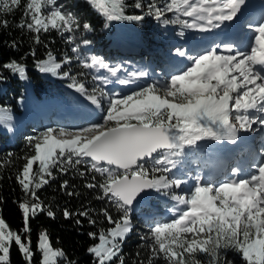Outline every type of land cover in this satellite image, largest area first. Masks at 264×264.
Masks as SVG:
<instances>
[{
    "label": "snow or ice",
    "instance_id": "obj_1",
    "mask_svg": "<svg viewBox=\"0 0 264 264\" xmlns=\"http://www.w3.org/2000/svg\"><path fill=\"white\" fill-rule=\"evenodd\" d=\"M85 2L98 8L107 21L143 19L141 15L124 14L126 0ZM21 4L22 0H0V14H11L20 9ZM133 6L141 9L145 5L141 0H134ZM242 6L246 7V0H170L163 7L147 4L149 14L158 19L173 10L193 17L192 23L180 20L179 16L176 20L164 19L163 23H181L194 29H205V24L198 21H206L211 28L232 23L242 13ZM22 15L24 19L18 27L34 33L37 44L41 42L39 33L42 31L72 32L73 26L79 27L70 12L56 5V0H24ZM7 26L6 19L0 20V27ZM247 27L252 32L247 50L225 42L223 47L229 53L227 55L220 54L221 45H217L202 54L190 56L185 69L171 75L167 83L141 87L118 99L110 97L106 109L102 108L97 95L87 93L83 83H78L64 71L62 75L72 80L70 88L74 87L93 105L102 108L103 123H93L74 131L49 127L27 138L35 154L26 158L17 181L34 200L18 204L23 219L20 232L11 230L0 218V264H9L13 242L25 264H33L35 252L28 235L31 232L29 219L45 211L35 189L49 182L45 176L52 177V168L64 173L80 165L87 166V171L93 173V182L85 186L98 188L102 194L97 199H106L120 213L113 217L108 209H101L112 227L101 229L98 235L88 233L99 241L87 249L93 256V264H115L116 260L125 264L121 245L132 231L134 204L149 203L153 192H163L177 206L183 207H175L169 219L155 222L149 235L141 237L151 240L147 264H155L156 258L161 256L166 264H233L221 258L222 250L226 249L239 253L244 264H264V156L254 172L242 175L241 170L233 169V178L218 183L202 181L197 176L186 190L181 187L185 183L183 180L170 179L166 175L176 168L178 160L173 158L183 156L185 146H197V142L204 139L235 142L240 129L252 131V125L257 121L264 125V16L254 23L250 21ZM83 28L92 30L87 22ZM68 39L72 41L71 36ZM83 43L90 42L84 40ZM72 51L75 53L78 49L74 47ZM177 54L186 56L179 49ZM48 57V60L38 61L36 67L42 73L55 75L61 69V63L56 62L51 52ZM94 65L113 76L120 71L119 67H110L96 56H92L91 64L84 67ZM2 67L27 79L26 66L21 62L12 60ZM146 75L144 71L129 73L130 77ZM104 82H108L106 78ZM129 82L128 79L119 80L120 84ZM96 91L94 89L93 93ZM100 95L107 96V93L101 90ZM9 119L7 110L0 108V124H6ZM36 161L39 171L33 172ZM79 174L84 176L85 172ZM95 174L102 179L97 181ZM67 187L65 180L61 188ZM173 188H181L183 194H176ZM151 207L146 208L145 213L155 219ZM46 211L49 217H55L51 209ZM63 215L68 219L72 213L65 209ZM79 215L88 216L89 213L81 211ZM76 222L79 224L80 220ZM89 223L95 224L96 220H89ZM36 250L41 254L38 264H56L55 258L65 256L62 249L52 248L46 232L39 233Z\"/></svg>",
    "mask_w": 264,
    "mask_h": 264
},
{
    "label": "trees",
    "instance_id": "obj_2",
    "mask_svg": "<svg viewBox=\"0 0 264 264\" xmlns=\"http://www.w3.org/2000/svg\"><path fill=\"white\" fill-rule=\"evenodd\" d=\"M23 2L24 0H22L21 8L13 13L0 14V20L8 21L7 27H0V76L3 77L0 79V108L8 110L15 117L20 115L19 101L24 99L27 90L25 83L18 75H13L2 67L5 63L16 60L26 66L30 90L38 101L42 94L47 97H57L68 103L72 101L65 91V87L72 83V80L62 75L64 71H67L76 78L78 83L85 85L87 93L97 95L102 108L106 109L110 95L101 96L99 89L95 87L90 67L83 68L85 64H89L88 59L96 56L108 63L110 67H119L120 69L135 64L154 66L166 74L169 69L168 63L173 61V43L171 42L180 41L191 33L190 28L184 27L181 23L167 25L163 23L164 19L176 20L178 16L180 20L191 23L192 17L184 16L181 12L176 10L165 12L164 16L159 19L149 14L148 3L163 7L170 0H141L145 5L141 9L134 8V0H126L125 15H141L143 18L153 21V24L131 20L130 26L134 30L146 32L142 36L146 50L122 51L116 43L120 22L107 21L98 8L86 3L85 0H56V5L62 6L65 12H70L79 27L73 26L72 32H61L55 29L48 32L42 31L39 33L41 42L37 44L34 42V33L29 32L26 28L18 27L21 20L24 19L22 15ZM86 22L92 26L91 31L83 28V24ZM106 23L107 27H105ZM126 31L128 30L126 29ZM70 36L72 37L71 42L68 39ZM84 40H88L90 43L85 45ZM74 47L78 49L75 53L72 51ZM49 52L52 53L56 62L61 63L59 75L66 80L57 79L52 82L39 75L36 64L40 60H48ZM65 60L69 62L64 63ZM94 89L97 90L95 93H93ZM34 104L39 108L38 102ZM34 154L35 150L30 149L26 136L17 137L14 142H10L8 137L0 132V210H2L0 218L5 220L11 230L17 232L23 228L22 211L18 204L25 200H34L24 192L17 181V175L20 174L26 163V158ZM37 171H39L38 161L33 164V172ZM51 171L52 177L45 176L49 182L41 188L35 189L45 211L38 212L34 218L30 217L29 219L31 232L28 235L31 248L35 252L33 264H38L41 259V254L36 250L38 236L41 232L48 234L53 249H62L65 253L64 257L55 258L56 264H67V262L93 264V256L87 249L99 241L91 238L88 233L95 232L98 235L101 229L107 230L112 227L107 223L101 209H108L113 217H118L120 213L106 199H97V196L102 194L98 188L89 189L85 186L87 183L93 182V173L87 171V166L80 165L76 169L70 168L64 173H61L57 168H52ZM81 171L85 172L84 176L79 174ZM95 175L97 181L102 179L99 174ZM65 180L68 181V187L61 188V184ZM31 187L33 185H30ZM144 205L137 206L136 211L131 213V222L134 227L121 245V255L125 264H141V262L147 264V260L151 256V250L148 247L151 240L141 239V237L149 235V228L153 226L140 217L141 214H146V208L156 205L151 208L159 209L158 213L160 214L162 211H170L175 207H183L174 206L169 201L157 200L156 196H153L149 203ZM47 209L54 212V218L47 215ZM65 209L72 213L68 219L63 215ZM81 211H87L89 215L80 216ZM159 218V222L165 221L161 214ZM77 220H80L79 224L76 222ZM89 220H96V223L91 224ZM221 258L222 260L226 258L233 264H244L240 254L230 249L222 250ZM9 264H25V260L14 242L10 247ZM115 264H119V261L116 260ZM155 264H166V262L161 256L156 258Z\"/></svg>",
    "mask_w": 264,
    "mask_h": 264
},
{
    "label": "rangeland",
    "instance_id": "obj_3",
    "mask_svg": "<svg viewBox=\"0 0 264 264\" xmlns=\"http://www.w3.org/2000/svg\"><path fill=\"white\" fill-rule=\"evenodd\" d=\"M117 21L121 23V26H119V36L116 41L119 49H121L122 51H128L129 49L132 50L133 47L137 46H139L140 49H144V40L142 36H144L146 32L134 31L133 29H131L129 27L130 20L121 19L112 20L111 22ZM139 21L146 22V24H153V21L147 20L146 18H143ZM198 23L205 24V29L190 28L191 33L186 35L183 39H181L180 41L174 40L171 42L173 43L172 52L174 53L172 62V70H174V72H172L171 74H167V72L166 74L162 73L154 66H144L137 64L125 66L124 68L120 69L116 76H113L106 69H101L98 65H94L90 67V70L95 80V87L99 89V92L102 90L104 93L109 94L110 97L118 99L123 95H128L133 91H138L141 87H145L151 84L163 85L167 83L170 80L171 75L180 73L190 63L188 58L185 59L177 54L178 49L184 51L185 49L182 48H184L186 45H189L191 50L189 51L192 54L189 56H196L206 51L205 45L207 43L209 37L208 34L211 28H209L206 21H198ZM126 29L128 31H126ZM124 47L127 48L125 49ZM88 63L91 64V59H88ZM140 71H144L147 73V75L144 76L147 78L146 80L139 79L140 77L129 76V73L131 72ZM38 72L39 75L47 81L53 82L57 79L66 80V78L60 77L59 70H57V74L55 75L51 73H42L39 70ZM105 78L108 81L107 83L104 82ZM121 79H128L130 82L128 84H120L119 80ZM22 80L25 83L28 91L24 100L19 101L20 115L15 117L7 110V115L10 116V119L7 120L6 124H0V132L5 134L10 142H14L17 137L26 136L28 138L29 136L38 135L49 127L53 129L66 128L74 131L81 127H90L93 123H103L101 116L104 114V112L100 110V108H98L96 105H93L90 100H88L90 102V107L84 106L86 109H82L78 106L73 97V94L75 95L77 92L74 87L70 88L68 85L65 88L66 93L72 98L69 109H65L66 106L64 105V101L60 100L57 97H47L46 95L42 94L41 99L38 101L34 93L30 90L28 80ZM77 93L80 96L86 98L85 95H82L79 92ZM35 102H38L39 108L35 107ZM54 110H58L59 114L55 115L58 116L57 118H54L55 116H52ZM254 115L260 114L255 113ZM252 129V131L240 129L237 135H242L244 136V138L246 136L245 140H254L253 137L255 135H258L257 143L264 147V125H261L257 121L252 125ZM201 143L202 141H198L197 146L191 148L185 146V154L179 158H173L178 160L176 168H172L170 173L166 174L170 179L179 178L183 180L185 183H183L181 187L185 190L195 182V177L197 176H199L200 179L204 181L203 177L208 168V164L205 161L208 157V149L202 146ZM261 149L262 148H257L256 154L262 157L264 156V150ZM237 153H239V151ZM252 156L255 155L252 153ZM253 159L254 157L251 158V165H253L254 163ZM233 160L234 159H232V161ZM253 169L254 167L250 168L249 166H247L245 168V174L247 175L248 173H251ZM223 176L224 177L220 178L221 181L232 178L231 174L227 172V169L224 172ZM172 191L176 194H183L181 192V188H173ZM155 196L157 200L164 202L169 201L173 203L174 206H176V202L172 201L170 199V196H165L163 192H155ZM144 204L147 205V203ZM151 213L152 215H154L155 219H152L149 215H144L141 218L145 219L146 221H150L151 223L156 222L157 219H159L158 209L151 208ZM160 214L163 219L167 220L172 216L173 210L163 211ZM132 227H134L133 223Z\"/></svg>",
    "mask_w": 264,
    "mask_h": 264
},
{
    "label": "bare ground",
    "instance_id": "obj_4",
    "mask_svg": "<svg viewBox=\"0 0 264 264\" xmlns=\"http://www.w3.org/2000/svg\"><path fill=\"white\" fill-rule=\"evenodd\" d=\"M261 18V17H260ZM259 18V19H260ZM215 23V21H214ZM210 27V26H209ZM249 30V29H247ZM208 41H210L211 37H212V34H208ZM149 77V76H148ZM139 79H142L144 80L145 78L144 77H140ZM26 90H27V87H26ZM28 91V90H27ZM76 94H78L76 92ZM26 96V95H25ZM25 98V97H24ZM24 100V99H22ZM20 100V101H22ZM70 104H68L65 109H69V106ZM79 106V105H78ZM80 108L83 109L82 106H79ZM73 115V114H72ZM258 136V135H257ZM254 137V140L253 139H250V140H245V138L242 136V135H237V139L235 142H233L232 140H228V139H225V140H213V139H204L202 140V143L201 145L204 146L206 149H208V153H210V156H211V160H212V165H210V167L207 169V173H206V179L205 181H208V180H211L213 177L215 176H218L220 175L223 171H224V167H225V162L224 161H219L216 159V157L214 156L213 152H212V147H213V144L214 143H223V142H228L229 145H232V147H236L237 145L239 144H246L247 146L250 145H256L257 147L261 148L262 145L258 144L257 143V138L258 137ZM251 149V158L254 157V161H259L261 156L257 155L255 149L253 147H250ZM252 153L255 155V156H252Z\"/></svg>",
    "mask_w": 264,
    "mask_h": 264
},
{
    "label": "water",
    "instance_id": "obj_5",
    "mask_svg": "<svg viewBox=\"0 0 264 264\" xmlns=\"http://www.w3.org/2000/svg\"><path fill=\"white\" fill-rule=\"evenodd\" d=\"M82 124H84V123H82ZM154 193H155V192L152 193V195H151V197L149 198V200H151V199L153 198ZM141 204H143V203H141ZM141 204H139V205H141ZM139 205H135V204H134V210H135V209L137 208V206H139Z\"/></svg>",
    "mask_w": 264,
    "mask_h": 264
}]
</instances>
